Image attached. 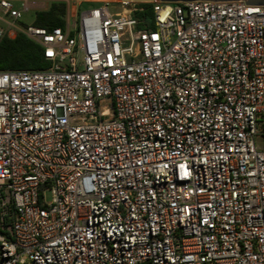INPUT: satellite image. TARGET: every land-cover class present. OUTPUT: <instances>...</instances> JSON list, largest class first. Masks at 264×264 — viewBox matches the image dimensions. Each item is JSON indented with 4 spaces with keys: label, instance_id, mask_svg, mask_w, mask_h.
<instances>
[{
    "label": "built area",
    "instance_id": "obj_1",
    "mask_svg": "<svg viewBox=\"0 0 264 264\" xmlns=\"http://www.w3.org/2000/svg\"><path fill=\"white\" fill-rule=\"evenodd\" d=\"M106 0L21 24L0 70V264H264V5Z\"/></svg>",
    "mask_w": 264,
    "mask_h": 264
},
{
    "label": "trees",
    "instance_id": "obj_2",
    "mask_svg": "<svg viewBox=\"0 0 264 264\" xmlns=\"http://www.w3.org/2000/svg\"><path fill=\"white\" fill-rule=\"evenodd\" d=\"M134 11L138 28H154V12L152 2H139ZM68 3L66 0H52L48 7L35 11L33 24L49 29L66 25ZM22 25L26 23L20 21ZM51 61L45 57L43 46L28 38L23 32L16 36L5 35L0 40V70L46 69Z\"/></svg>",
    "mask_w": 264,
    "mask_h": 264
},
{
    "label": "rangeland",
    "instance_id": "obj_3",
    "mask_svg": "<svg viewBox=\"0 0 264 264\" xmlns=\"http://www.w3.org/2000/svg\"><path fill=\"white\" fill-rule=\"evenodd\" d=\"M50 1L52 0H15V4L18 8L23 9L24 5L28 7L29 10L24 11L21 21L25 22L26 24H30L34 20L35 11L37 9L46 8L48 7ZM70 5V13H71V19H75V6L78 3H75L77 0H68ZM81 1V0H80ZM106 0H83L81 2L80 10H85L91 7H94L96 5H99L100 3L104 2ZM112 2L109 4V9L112 12L118 11L122 9V6L117 4V0H108ZM79 2V1H77ZM78 6V5H77Z\"/></svg>",
    "mask_w": 264,
    "mask_h": 264
},
{
    "label": "water",
    "instance_id": "obj_4",
    "mask_svg": "<svg viewBox=\"0 0 264 264\" xmlns=\"http://www.w3.org/2000/svg\"><path fill=\"white\" fill-rule=\"evenodd\" d=\"M130 1H137V2H154V1H162V2H180V1H189V0H130ZM247 3L253 4H263L264 0H245Z\"/></svg>",
    "mask_w": 264,
    "mask_h": 264
},
{
    "label": "crops",
    "instance_id": "obj_5",
    "mask_svg": "<svg viewBox=\"0 0 264 264\" xmlns=\"http://www.w3.org/2000/svg\"><path fill=\"white\" fill-rule=\"evenodd\" d=\"M67 1V3H68V9L70 10V3H69V1L68 0H66ZM77 1H79V2H77ZM75 3H78V4H76V6H75V12H77L78 10H80V6H81V2L83 1V0H77ZM78 5V6H77Z\"/></svg>",
    "mask_w": 264,
    "mask_h": 264
}]
</instances>
